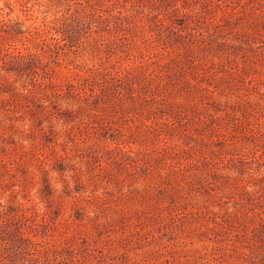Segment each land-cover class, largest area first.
Returning a JSON list of instances; mask_svg holds the SVG:
<instances>
[{"label": "rangeland", "instance_id": "obj_1", "mask_svg": "<svg viewBox=\"0 0 264 264\" xmlns=\"http://www.w3.org/2000/svg\"><path fill=\"white\" fill-rule=\"evenodd\" d=\"M0 264H264V0H0Z\"/></svg>", "mask_w": 264, "mask_h": 264}]
</instances>
